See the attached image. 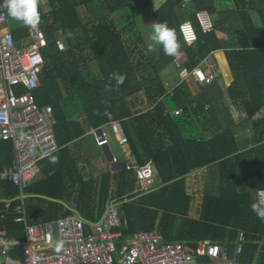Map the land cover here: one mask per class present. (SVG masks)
<instances>
[{"label":"trees","instance_id":"16d2710c","mask_svg":"<svg viewBox=\"0 0 264 264\" xmlns=\"http://www.w3.org/2000/svg\"><path fill=\"white\" fill-rule=\"evenodd\" d=\"M3 5L0 0V13L8 15ZM46 7L48 12L40 7L39 27L49 46L35 98L40 107H53L59 144L53 156L59 162L45 159L43 178L25 189L28 223L52 221L74 210L99 221L116 197L128 222L125 234L157 228L166 242H184L195 250L208 240L233 256L244 233L241 264H264V221L250 209L264 189V0H46ZM202 11L214 21L210 33L202 30ZM147 15L174 31L188 69L223 51L231 83L227 96L251 121V140L240 139L234 123L216 130L205 112L211 100L204 104L187 85L168 94L165 84L179 77L176 56L165 55L161 45L147 52L149 43L138 29L139 19ZM11 20L18 47L29 45L30 29ZM186 21L197 33L194 46L186 44L180 30ZM58 39L65 50L58 49ZM114 72L126 74L122 85L110 78ZM139 93L154 106L135 113ZM179 109L180 115L166 113ZM113 121L121 123L135 162L154 164L160 182L147 193L134 192L136 177L126 168L89 179L83 173L87 132ZM13 159V142H0V170ZM202 169L205 193L199 218H193L188 178ZM18 195L16 186L0 179V232L10 242L7 257L24 263L20 243L25 225L15 221ZM5 201H11L9 209ZM200 263L211 262L205 257Z\"/></svg>","mask_w":264,"mask_h":264},{"label":"built area","instance_id":"2783aa9c","mask_svg":"<svg viewBox=\"0 0 264 264\" xmlns=\"http://www.w3.org/2000/svg\"><path fill=\"white\" fill-rule=\"evenodd\" d=\"M198 19L204 33L214 30L209 12H199ZM180 30L186 44L194 46L198 39L194 25L186 21ZM29 42L19 48L9 16L0 13V142L12 141L15 153L12 165L0 170V179L11 182L19 190L16 207L19 216L15 221L25 225V239L20 243L25 258L22 264H201L200 259L205 257L211 263L241 264L244 233H239L233 256L220 244L208 240L198 243L195 250L184 242H166L157 228L125 234L128 222L121 215L116 197L108 201L107 210L99 221L91 222L80 213H73L48 222L28 223L25 189L39 179L42 162L59 151L53 107H40L35 98L46 65L45 50L49 39L39 27L38 31L30 30ZM56 45L60 51L65 50L62 40L58 39ZM186 61L184 53L175 57L179 82L168 89L169 95L189 83L213 85L219 77L206 60L193 69L185 67ZM166 113L180 115L183 110H166ZM92 133L100 148L111 147L114 138L119 145L128 144L119 121L93 129ZM110 162L115 168L120 159L113 155ZM125 168L133 171L136 177V193H146L155 186L156 173L151 160L144 164L127 160ZM10 205L11 201H5V209ZM58 240L65 242L59 253L54 251ZM9 246L6 232L1 231L0 253L3 256H7Z\"/></svg>","mask_w":264,"mask_h":264},{"label":"crops","instance_id":"0c3cea01","mask_svg":"<svg viewBox=\"0 0 264 264\" xmlns=\"http://www.w3.org/2000/svg\"><path fill=\"white\" fill-rule=\"evenodd\" d=\"M219 53L220 52L215 53V54L211 55L210 57H208L207 59H205V58L202 59L197 66H202V64H203V62L205 60L209 64H212L217 59V56H218ZM221 54H223V53H221ZM222 63H223V61H222ZM226 64H227V62H226ZM194 86H197V85H194ZM198 87L201 88L202 86H198ZM198 87H197V89H198ZM218 93L219 92L216 89L215 92H213V93H212V90H210L205 95H203L202 92L198 91L194 95L199 97V98H201V101L204 104L208 103L207 102L208 99L211 100V102H212L211 105H205V106L208 107L210 111H212V115L213 116L209 117V118L211 119L212 123L215 125L216 130H219L220 124H225L226 120H228V123H226L225 125H232V123H234V126L236 125L237 129L239 130L238 134H240L241 132H245V130H247V129H246V127L243 126V124L245 123L246 115L243 113L241 107L240 106H234V104L231 101H230L231 104H230V102L228 103L230 105H227V104H224V103L222 104V100H220V94H218ZM222 95H223V93H222ZM222 105H224V107H223L224 110L226 109V110L229 111V113H226V115H228L227 116L228 119L216 118V117H219L216 113L220 112V111H217V109L219 107H221ZM225 105H227V106H225ZM146 106H147V108H145L142 111L138 110L137 112H144V111L150 110L154 105L151 104V105H146ZM213 110L215 112H213ZM262 116H264V114H262ZM262 116H260V117H262ZM260 117H258V118H260ZM92 130L93 129L89 130L87 132V134H86L87 137L90 136V139H88L86 137L87 140L89 141V144L87 145L86 142L84 143V146H83V151L84 152H82V155H83L84 158L81 160V166L83 168V173L86 175V179H89L92 174L103 175V174L112 173L113 175H116V170L117 169H120V170H124L125 169V162L127 160L135 162L134 157H133L132 152H131V149H130L128 144L127 145H119L118 142H117V138H114L113 139V144H112L111 147L100 148L97 145V143H96V140H95L96 137L92 133ZM250 130L251 129H248V131H250ZM251 136H252V134H251V131H250V134H246L243 137V139H247L248 137H251ZM92 139H94V141H92ZM240 139H242V138H240ZM94 142L97 145L96 148L92 146V145H94ZM114 144L117 145L121 149V153H118V152L115 151L114 146H113ZM93 148H95V149H93ZM76 149L77 148L74 147L75 151H76ZM85 155L88 157V159H86ZM113 155L118 156L119 159H120V164L115 165V168L111 167V162H110L111 159L113 158ZM117 171H119V170H117ZM132 173H133V171H132ZM199 174H203L204 175L205 174V169L196 171V173H193L192 175L196 176V175H199ZM42 178H43V170L41 171L40 177H39V179L36 182L40 181ZM189 181H190V177L188 178V189H190ZM36 182H34V183H36ZM155 182H156V184H155V186H156L160 182V179H157V181H156V178H155ZM136 189H137V182H136V188H135L134 192L136 191ZM191 195H192V193H191ZM73 213H80V212H76L74 210ZM0 264H22V263L19 262V261L11 260L9 257L3 256L0 253Z\"/></svg>","mask_w":264,"mask_h":264},{"label":"rangeland","instance_id":"374dc122","mask_svg":"<svg viewBox=\"0 0 264 264\" xmlns=\"http://www.w3.org/2000/svg\"><path fill=\"white\" fill-rule=\"evenodd\" d=\"M161 1H163V0H161ZM47 4H48V2H47ZM41 5L43 6L44 10L46 12H48L49 7L48 8L46 7V3H42ZM148 16L149 15L145 16L142 20L139 19L138 29L145 36L147 43H151L150 35L152 33V24H153V22L150 19V17H148ZM9 21H10V25H11V28H12V25L14 24V21L12 22L10 17H9ZM154 46H157V45H154ZM221 53H223V51H220V53L217 56V59L212 64H210V65L213 66V69L215 70V72L219 75L218 81L216 83H214L211 86H202V87H208V88H204V89L202 87L199 88L198 86H194V83H189V84H186V85L188 86L189 91L193 95L195 93H197L198 91L202 92L203 95L205 93H207L208 91H210V90H212V93H213L217 89L218 92H219L218 94H220V97L223 98L222 104L224 103V104L230 105L231 104V102H230L231 100H229L227 95H228V87H229V85L231 83H230L229 78H228L229 77V72H228V66L226 64L225 55H224V53L223 54H221ZM222 61H223V63H222ZM178 78L179 77L175 76V75H173V77H170V82L166 83V84H169V87H166V85H165V87L167 88V91L173 85H175V84L177 85V83L179 82ZM197 87H198V89H197ZM222 93H223V95H222ZM136 98H137V101L135 102V105L133 107V110H134L135 113H137L138 110L142 111L145 108H147L146 105H151L152 104V103H150L147 100L146 94H144V93H139L136 96ZM131 101H132V99H131ZM229 102H230V104H228ZM167 104H168V106L170 108L174 109V104L172 102L168 101ZM227 105H225V106H227ZM223 107H224V105H222L221 107H219L217 109V111H220V112L216 113L219 116V117H216V118L228 119L227 118L228 115H226L227 111L224 110ZM205 109H206L205 112L207 113V115L209 117H212L213 116L212 115V111H210L208 107H206ZM213 112H214V110H213ZM226 123H228V120H226ZM243 126L246 127L247 130H245V132H241L239 134V137L243 139V137L246 134H250V131H251L252 136L248 137L247 139H243V140H251L252 137H253V125H252L251 121H245ZM248 129H251V130L248 131ZM87 138L90 139V136L87 137ZM95 140H96V138H95ZM92 141H94V139H92ZM86 143H87V145L89 144V141L87 139H86ZM92 146L95 147V148L97 147L95 142H94V145H92ZM113 146H114V149H115L116 152L121 153V149L117 145L114 144ZM95 148H93V149H95ZM189 177H190V181H189L190 189L189 190H190V192L193 195L191 216L193 218H199L200 207H201V203H202L201 201H202L204 193H205V186H204L205 185L204 184L205 181H204L203 174H199V175H196V176L195 175H190ZM157 179H159V178L156 177V181H157ZM209 264H225V263H223L221 261H215V262L209 263Z\"/></svg>","mask_w":264,"mask_h":264},{"label":"clouds","instance_id":"9594fccd","mask_svg":"<svg viewBox=\"0 0 264 264\" xmlns=\"http://www.w3.org/2000/svg\"><path fill=\"white\" fill-rule=\"evenodd\" d=\"M42 3H46V0H4L3 6L7 9V13L12 19L22 23L23 26L30 30L38 31L41 23L40 7ZM150 40L152 43L148 44L147 52L154 51V45H161L165 55L175 57L180 54L181 46L174 31L166 22H155L152 24ZM110 78L115 80L117 85H122L126 79V74L114 72ZM109 87L110 85H106V89ZM58 162L59 158L57 156L50 158V163L56 164ZM250 209L258 219L264 221V190L258 191L257 198L250 204ZM64 243L63 240L56 241L54 251L59 253L64 248Z\"/></svg>","mask_w":264,"mask_h":264}]
</instances>
